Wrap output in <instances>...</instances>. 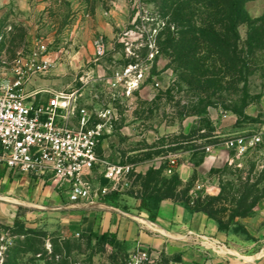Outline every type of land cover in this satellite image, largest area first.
<instances>
[{
	"label": "rangeland",
	"instance_id": "obj_1",
	"mask_svg": "<svg viewBox=\"0 0 264 264\" xmlns=\"http://www.w3.org/2000/svg\"><path fill=\"white\" fill-rule=\"evenodd\" d=\"M164 7L163 0H0V76L11 77L16 59L46 44L55 67L27 90H79V105L107 130L99 147L102 161L134 165L131 191L141 201L169 189L186 194L180 203L207 215L225 234L218 248L253 257L264 249V143L243 155L223 143L264 127V0L243 5L234 31L224 21L229 7L224 16L211 17L203 0L185 5L197 10L191 25L209 30L215 24L214 36L197 41L195 63L168 48V33L187 28L171 13L163 17ZM129 64H138L143 77L126 97L110 84ZM192 66L208 71L200 85ZM207 145L214 146L212 156L203 149ZM177 153L193 168L179 185L165 172V157ZM13 211L7 215L14 222L0 224V264H130L133 251L100 243L93 231L54 230L34 210L17 205ZM215 254L236 264L264 262V254L252 262ZM166 261L158 257L153 264Z\"/></svg>",
	"mask_w": 264,
	"mask_h": 264
},
{
	"label": "built area",
	"instance_id": "obj_2",
	"mask_svg": "<svg viewBox=\"0 0 264 264\" xmlns=\"http://www.w3.org/2000/svg\"><path fill=\"white\" fill-rule=\"evenodd\" d=\"M54 67L47 45L40 42L36 51L13 62L11 77L0 76V166L51 185L74 204L131 190L134 165L102 161L99 147L107 130L104 123L93 122L91 111L79 105V90H27L34 78L48 75ZM142 77L139 65L129 64L113 75L110 88L131 97ZM43 94L50 97L44 100ZM100 117L104 120L107 113ZM263 143L264 127L229 137L223 144L243 155ZM203 149L211 156L214 146ZM177 164L178 157L170 156L165 172L174 174ZM154 259V254L138 243L130 264H153Z\"/></svg>",
	"mask_w": 264,
	"mask_h": 264
},
{
	"label": "crops",
	"instance_id": "obj_3",
	"mask_svg": "<svg viewBox=\"0 0 264 264\" xmlns=\"http://www.w3.org/2000/svg\"><path fill=\"white\" fill-rule=\"evenodd\" d=\"M201 133L203 134L202 131ZM183 134L186 135V129ZM183 155L169 154L165 158H179L176 172L186 183L192 176L193 168ZM204 164L198 169L204 167ZM102 184L106 182L102 181ZM111 198L113 200L109 199L108 202H103L106 198H101L74 204L66 194L62 195L51 185L0 166L2 224L14 222L13 216H8L7 213L14 212L19 205L34 210L37 216H44L51 229L65 228L75 233H113L127 252H132L140 243L154 254L155 260L158 257L166 258L165 264H236L228 255L218 257L215 254L219 252L234 255L233 252L237 251L218 248L225 234L207 215L192 212L182 203L170 199L157 204L147 201L148 205L142 207L136 191L131 190L113 194ZM262 254L264 249L253 257L240 255L253 258L254 261Z\"/></svg>",
	"mask_w": 264,
	"mask_h": 264
},
{
	"label": "trees",
	"instance_id": "obj_4",
	"mask_svg": "<svg viewBox=\"0 0 264 264\" xmlns=\"http://www.w3.org/2000/svg\"><path fill=\"white\" fill-rule=\"evenodd\" d=\"M198 0H163V3L165 4L164 9L162 10L163 17L167 16L168 14H172L173 18H175L178 21H184L185 22V28H187L185 31H177L176 33H168L167 37V45L168 48L174 47V50L176 53L185 54V58L191 60L195 63L196 56L198 53V44L197 41L200 37L204 34H212L214 36V30L215 27L212 25L209 30H202L200 28H197L196 26H193V19L196 14L195 8H185L184 6H189L192 3H196ZM250 0H203V2L208 6V14L211 17L215 16H224V13L226 12V7H229V12L224 21H228L231 23L232 27L231 30H236L237 26L242 23L243 20V5ZM224 19V17L222 18ZM221 19V21H223ZM211 24L212 21H209ZM168 29L164 28V33ZM174 36V37H173ZM189 71L192 73V76L199 77V85L201 84V80L207 77L208 71L207 70H197L195 66H192L189 68ZM173 182H175L176 185H179L181 183L180 176L177 172H175L172 175ZM112 195L107 196V198H111ZM186 194L182 196H176L173 193V189H169L167 192L163 193L162 195H156L155 197L151 198V202L154 204H157L161 202L162 200H174L176 202H184L185 201ZM147 201H142L141 206L146 207ZM190 208V207H188ZM195 211H203L207 212L205 208H199ZM90 236H93L97 241L100 243H103L109 247H120L123 246L118 240L115 234L104 232L102 234H98L96 232L90 233Z\"/></svg>",
	"mask_w": 264,
	"mask_h": 264
},
{
	"label": "bare ground",
	"instance_id": "obj_5",
	"mask_svg": "<svg viewBox=\"0 0 264 264\" xmlns=\"http://www.w3.org/2000/svg\"><path fill=\"white\" fill-rule=\"evenodd\" d=\"M151 226V225H150ZM231 251V250H230ZM233 254L237 257V259H243V260H245V261H252L253 260V258H248V257H243V256H241L239 253H237V252H233Z\"/></svg>",
	"mask_w": 264,
	"mask_h": 264
}]
</instances>
